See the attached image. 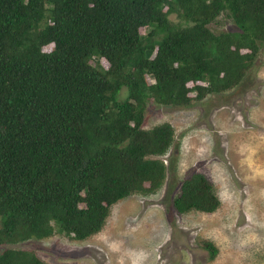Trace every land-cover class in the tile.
<instances>
[{
  "label": "trees",
  "instance_id": "16d2710c",
  "mask_svg": "<svg viewBox=\"0 0 264 264\" xmlns=\"http://www.w3.org/2000/svg\"><path fill=\"white\" fill-rule=\"evenodd\" d=\"M223 9L236 29L213 32ZM263 42L264 0H0V242L83 240L112 204L155 191L172 128L141 126L145 100L228 90ZM179 183L178 212L218 206L201 172ZM0 264L46 262L6 247Z\"/></svg>",
  "mask_w": 264,
  "mask_h": 264
},
{
  "label": "rangeland",
  "instance_id": "374dc122",
  "mask_svg": "<svg viewBox=\"0 0 264 264\" xmlns=\"http://www.w3.org/2000/svg\"><path fill=\"white\" fill-rule=\"evenodd\" d=\"M208 26L213 32L236 29L224 9ZM163 121L172 137L157 154L164 176L155 191L112 204L101 230L86 239L55 232L0 242V251L28 248L46 264H264V42L228 90L186 105L147 98L141 126ZM192 171L211 183L219 201L213 210L173 207L180 180ZM203 240L213 243L214 256Z\"/></svg>",
  "mask_w": 264,
  "mask_h": 264
}]
</instances>
